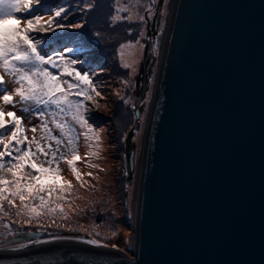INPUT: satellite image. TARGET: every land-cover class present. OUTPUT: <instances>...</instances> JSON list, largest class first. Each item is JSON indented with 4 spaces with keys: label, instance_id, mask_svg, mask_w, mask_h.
I'll list each match as a JSON object with an SVG mask.
<instances>
[{
    "label": "water",
    "instance_id": "obj_1",
    "mask_svg": "<svg viewBox=\"0 0 264 264\" xmlns=\"http://www.w3.org/2000/svg\"><path fill=\"white\" fill-rule=\"evenodd\" d=\"M137 161L133 249L48 239L0 264H264V0H170ZM145 58L135 127L148 91ZM129 157L136 170V145ZM21 235L13 240L43 238ZM95 254V255H93Z\"/></svg>",
    "mask_w": 264,
    "mask_h": 264
},
{
    "label": "snow or ice",
    "instance_id": "obj_2",
    "mask_svg": "<svg viewBox=\"0 0 264 264\" xmlns=\"http://www.w3.org/2000/svg\"><path fill=\"white\" fill-rule=\"evenodd\" d=\"M155 3L156 0L149 3L108 0V24L111 27L125 22L142 25L145 16L141 10H146L150 18ZM41 4L42 0H0V228L8 236H36V232H14L11 224L36 222L39 230L47 231L43 221L48 220V227L82 232L90 237L54 235L53 241L75 239L94 248H118L104 242L117 235V231L110 229L108 234H102L101 224L86 228L77 222L87 210H95V201L89 200L83 208L77 205L76 201L84 197L63 176L66 167L79 188L98 191L95 185L83 179L77 167L83 159L79 154L81 135L89 148L87 167L104 171L98 163L92 162L102 158L101 133L86 116L90 105L99 107L102 85L92 74L77 67L83 61L66 55L73 53V48H51V39L46 38L58 30L81 29L84 25L64 23L68 11L64 6L50 9V14L45 15ZM95 7L91 0L83 4V10ZM133 31L129 27L127 35L131 37ZM144 37L145 32L140 30L138 38L119 44L120 66L131 70L129 79L120 81L124 89L132 86L131 75L136 74ZM115 95L125 105L130 103L121 90H116ZM32 119L38 123L32 124ZM84 175L99 182L100 177L92 171ZM73 217L77 221H73ZM49 242L33 239L18 243V249ZM37 264H55V261L41 260ZM81 264L93 262L82 259Z\"/></svg>",
    "mask_w": 264,
    "mask_h": 264
},
{
    "label": "rangeland",
    "instance_id": "obj_3",
    "mask_svg": "<svg viewBox=\"0 0 264 264\" xmlns=\"http://www.w3.org/2000/svg\"><path fill=\"white\" fill-rule=\"evenodd\" d=\"M161 0H156L152 5L153 12L149 18L146 10H141V14L145 16L144 24L129 25L119 23L114 27L109 26L108 16L110 8L108 0H91L96 7L91 10H83L85 0H42L41 11L43 14H50L49 10L57 6H64L68 9L66 15V24L81 23L84 25L81 29H64L58 30L56 33L49 34L51 39L49 47L62 49L63 47H71L73 53L66 54L77 58L83 63L77 65L82 71H87L94 76L97 83L102 85L100 91L103 98H98L99 107L90 105V110L86 113L89 123L99 130L102 137L101 159L93 160L98 163L104 171L90 169L87 167L86 153L89 148L85 142L83 135L79 139V154L83 158L77 163V167L88 184H93L98 191L91 192L79 188L76 180L71 172L65 167L63 176L71 181L82 200H77L76 204L83 208L89 200H94V211L87 210L83 216L73 217V221L84 225L86 228L92 224H101L102 234H108L110 229L117 231V235L111 239L104 240L109 245H117L118 248L126 251L133 256V235H134V215L137 194V161L140 152L141 142L144 134V127L147 119V112L152 99L153 85L155 82L157 67L159 61V49L157 47L158 38L154 35L151 37V46L149 48L148 36L154 29V22L157 14L158 5ZM170 0H163L162 13L160 17L159 31H163L166 13ZM150 0H145L149 3ZM103 12V13H101ZM101 17V20H100ZM98 19L100 21H98ZM15 24V21H10ZM98 24L99 27H98ZM131 27L133 35H127L128 28ZM99 28V29H98ZM143 30L145 37L142 39L144 45L142 56L139 58L136 74L131 75L132 86L124 89L120 81L129 79L131 70L123 69L119 63L118 47L120 43L127 42L129 39L138 38V32ZM99 33V35H97ZM59 47V48H56ZM82 51H75L76 49ZM150 50L148 60V91L145 95L141 106L142 115L139 128L135 127V99L142 89V70L145 58ZM116 90H121L122 94L130 100L125 105L115 95ZM19 114V113H18ZM31 119V117H28ZM27 123V120L25 121ZM32 124L38 123L32 119ZM78 131H83L78 129ZM31 136V133H28ZM136 145V170L130 178L129 157L133 145ZM92 171L94 175L100 177L99 182L84 175ZM7 222V220H5ZM49 221H43V226L47 231L39 230L36 222L31 225L13 223L11 229L19 233L27 231H43V238H35L41 240L52 239L54 235L83 237L88 239L85 233L68 232L64 229L57 230L55 227H48ZM75 226V223L72 224ZM21 235L8 236L4 229L0 228V249L16 248L18 243H27L29 240H13ZM102 239V237H97Z\"/></svg>",
    "mask_w": 264,
    "mask_h": 264
},
{
    "label": "trees",
    "instance_id": "obj_4",
    "mask_svg": "<svg viewBox=\"0 0 264 264\" xmlns=\"http://www.w3.org/2000/svg\"><path fill=\"white\" fill-rule=\"evenodd\" d=\"M101 13H103V12H101ZM100 20H101V17H100ZM100 20L98 19V21H100ZM99 25H100V24H98V27H99ZM98 29H99V28H98ZM56 48H59V47H56ZM134 114H135V111H134Z\"/></svg>",
    "mask_w": 264,
    "mask_h": 264
}]
</instances>
